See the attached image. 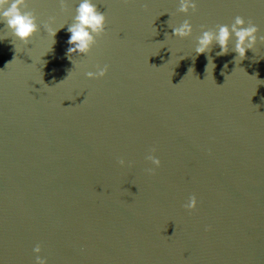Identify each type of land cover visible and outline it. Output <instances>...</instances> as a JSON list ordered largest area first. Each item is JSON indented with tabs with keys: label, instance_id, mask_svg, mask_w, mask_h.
I'll list each match as a JSON object with an SVG mask.
<instances>
[{
	"label": "water",
	"instance_id": "1",
	"mask_svg": "<svg viewBox=\"0 0 264 264\" xmlns=\"http://www.w3.org/2000/svg\"><path fill=\"white\" fill-rule=\"evenodd\" d=\"M78 2L28 0V43L0 21V264H264V41L195 51L237 15L264 35V2L94 0L106 30L72 62Z\"/></svg>",
	"mask_w": 264,
	"mask_h": 264
},
{
	"label": "clouds",
	"instance_id": "2",
	"mask_svg": "<svg viewBox=\"0 0 264 264\" xmlns=\"http://www.w3.org/2000/svg\"><path fill=\"white\" fill-rule=\"evenodd\" d=\"M264 2V0H261ZM63 6V0H61ZM198 0H180V11L189 13L190 10L197 8ZM28 8V0H0V21L6 22L7 28L11 29L12 34L24 43H28L34 33L39 31L40 25L37 22V16L34 12L26 10ZM107 17L104 12L97 8L94 0H79L76 7V15L74 23L67 27L68 37L67 54L68 58L73 62L74 56L87 54L92 49L100 36L106 30ZM47 32L51 36H55L59 28L53 27L50 23L45 24ZM63 27V26H61ZM202 32L197 37L195 47L196 53H205L210 50L213 43L219 45L220 51L217 55L226 54L229 51L230 42L235 38L234 50L238 53L239 60L246 56L248 49H253L257 40L264 41V35L258 37L260 31L259 26L251 19L246 20L243 16L237 15L234 21L229 24H219L215 28H205L201 26ZM193 32V25L189 19H185L178 26L173 27V35L179 37H188ZM211 63V62H210ZM227 67V64L224 65ZM108 71V66H97V71H88L86 75L89 78L102 77ZM147 159L153 165L159 167L161 164L158 156L149 154ZM121 165L125 164V160L119 161ZM149 172L154 168L148 169ZM198 200L192 195L184 204L186 209H195ZM41 245L36 244L33 248L35 256V264H48L47 257L39 255L41 253Z\"/></svg>",
	"mask_w": 264,
	"mask_h": 264
}]
</instances>
